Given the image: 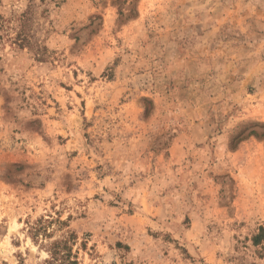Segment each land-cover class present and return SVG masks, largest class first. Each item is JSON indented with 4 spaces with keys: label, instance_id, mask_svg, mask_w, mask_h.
<instances>
[{
    "label": "rangeland",
    "instance_id": "rangeland-1",
    "mask_svg": "<svg viewBox=\"0 0 264 264\" xmlns=\"http://www.w3.org/2000/svg\"><path fill=\"white\" fill-rule=\"evenodd\" d=\"M262 227L264 0H0V264L68 230L80 264H264Z\"/></svg>",
    "mask_w": 264,
    "mask_h": 264
},
{
    "label": "trees",
    "instance_id": "trees-1",
    "mask_svg": "<svg viewBox=\"0 0 264 264\" xmlns=\"http://www.w3.org/2000/svg\"><path fill=\"white\" fill-rule=\"evenodd\" d=\"M35 232H32V237L37 236L40 231L46 230L43 220H38L35 226H32ZM45 235L46 232L44 233ZM77 239L76 234L72 230H68L67 234L51 242L48 251L50 256L40 264H80L77 252H74L73 245ZM264 239V228L254 236V243L259 244Z\"/></svg>",
    "mask_w": 264,
    "mask_h": 264
}]
</instances>
